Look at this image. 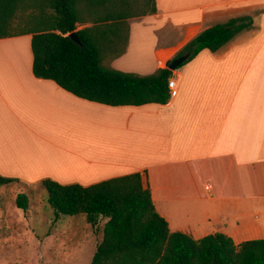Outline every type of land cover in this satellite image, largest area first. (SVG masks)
I'll return each instance as SVG.
<instances>
[{
    "label": "crops",
    "instance_id": "1",
    "mask_svg": "<svg viewBox=\"0 0 264 264\" xmlns=\"http://www.w3.org/2000/svg\"><path fill=\"white\" fill-rule=\"evenodd\" d=\"M156 5L128 18L125 53L105 64L150 75L215 24L252 16L254 26L174 70L179 94L167 104L81 98L34 74L33 34L1 38L0 174L89 186L141 173L171 231L196 240L221 232L236 244L264 239V0ZM105 223L85 256L100 226L88 223L71 264H91Z\"/></svg>",
    "mask_w": 264,
    "mask_h": 264
},
{
    "label": "trees",
    "instance_id": "2",
    "mask_svg": "<svg viewBox=\"0 0 264 264\" xmlns=\"http://www.w3.org/2000/svg\"><path fill=\"white\" fill-rule=\"evenodd\" d=\"M137 1L144 6L135 13L129 12L132 0H0V39L33 34L34 74L56 81L81 98L115 106L167 104L173 70L163 67L140 75L105 64L106 59L125 53L128 18L157 12L156 0ZM24 7L37 11L31 13L29 27L14 32V21ZM253 26L252 16H240L205 29L175 57L189 55L179 68L204 49L218 51ZM16 181L0 174V186ZM42 185L58 216L85 214L94 227L107 219L91 264H264V239L236 244L221 232L196 240L171 231L141 173L89 186L52 179L43 180ZM28 202L25 194L17 198L19 208L27 209Z\"/></svg>",
    "mask_w": 264,
    "mask_h": 264
},
{
    "label": "rangeland",
    "instance_id": "3",
    "mask_svg": "<svg viewBox=\"0 0 264 264\" xmlns=\"http://www.w3.org/2000/svg\"><path fill=\"white\" fill-rule=\"evenodd\" d=\"M143 6L142 1L132 0V10L129 12H139ZM36 11L29 7L20 10L14 21L13 31L20 32L29 27L31 13ZM22 194L29 198L27 209L17 205V198ZM105 220L102 218L100 226L94 230L95 234L84 250L85 256L97 246ZM88 223L84 214L58 216L49 202L47 191L39 184L16 181L2 185L0 264H71L77 254L74 247L79 246L83 235L91 232Z\"/></svg>",
    "mask_w": 264,
    "mask_h": 264
},
{
    "label": "water",
    "instance_id": "4",
    "mask_svg": "<svg viewBox=\"0 0 264 264\" xmlns=\"http://www.w3.org/2000/svg\"><path fill=\"white\" fill-rule=\"evenodd\" d=\"M71 36L75 41L81 43V40L78 37L77 33H72ZM188 58H189V55H183V56L177 57L173 59L171 62H169L167 64V67L174 71L178 69L183 63H185L188 60Z\"/></svg>",
    "mask_w": 264,
    "mask_h": 264
},
{
    "label": "built area",
    "instance_id": "5",
    "mask_svg": "<svg viewBox=\"0 0 264 264\" xmlns=\"http://www.w3.org/2000/svg\"><path fill=\"white\" fill-rule=\"evenodd\" d=\"M168 88L171 98L176 97L179 94V85L175 77L169 79Z\"/></svg>",
    "mask_w": 264,
    "mask_h": 264
}]
</instances>
